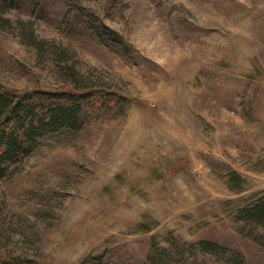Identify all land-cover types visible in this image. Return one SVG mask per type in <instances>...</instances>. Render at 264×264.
<instances>
[{
    "label": "rangeland",
    "instance_id": "374dc122",
    "mask_svg": "<svg viewBox=\"0 0 264 264\" xmlns=\"http://www.w3.org/2000/svg\"><path fill=\"white\" fill-rule=\"evenodd\" d=\"M73 82L127 104L101 102L0 180V264H227L199 241L264 264V229L235 220L264 190V0H19L0 14L4 89Z\"/></svg>",
    "mask_w": 264,
    "mask_h": 264
},
{
    "label": "trees",
    "instance_id": "16d2710c",
    "mask_svg": "<svg viewBox=\"0 0 264 264\" xmlns=\"http://www.w3.org/2000/svg\"><path fill=\"white\" fill-rule=\"evenodd\" d=\"M19 0H0V14L17 7ZM65 60V59H64ZM74 83V82H73ZM127 101L113 92H101L92 84L74 83L60 90H6L0 85V180L15 174L19 164L29 157L46 137L74 133L84 124L87 112ZM241 178L232 175L233 181ZM235 220L247 227L264 229V190L236 211ZM253 234L249 232V237ZM264 248V235L252 238ZM196 252L210 254L227 264H246L237 251L209 241L190 245ZM156 252V251H155ZM158 258V253H155ZM160 260V258L158 259ZM154 257L149 262L158 261ZM84 264V263H83Z\"/></svg>",
    "mask_w": 264,
    "mask_h": 264
}]
</instances>
